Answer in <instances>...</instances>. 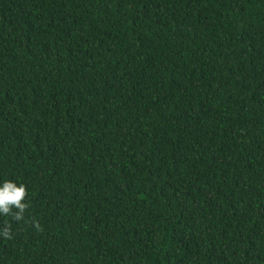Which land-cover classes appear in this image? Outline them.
<instances>
[{
  "label": "trees",
  "instance_id": "trees-1",
  "mask_svg": "<svg viewBox=\"0 0 264 264\" xmlns=\"http://www.w3.org/2000/svg\"><path fill=\"white\" fill-rule=\"evenodd\" d=\"M5 180L0 264H264V0H0Z\"/></svg>",
  "mask_w": 264,
  "mask_h": 264
},
{
  "label": "clouds",
  "instance_id": "clouds-1",
  "mask_svg": "<svg viewBox=\"0 0 264 264\" xmlns=\"http://www.w3.org/2000/svg\"><path fill=\"white\" fill-rule=\"evenodd\" d=\"M27 196L28 190L26 185L5 180L2 186H0V215L11 216L16 221L24 220L25 212L30 207V204L25 202ZM32 223L38 231H43L38 221L33 220ZM0 235L7 240L13 238L11 226L7 221Z\"/></svg>",
  "mask_w": 264,
  "mask_h": 264
}]
</instances>
